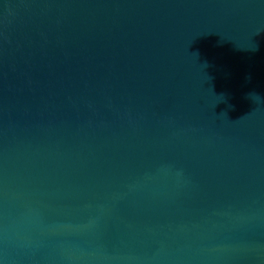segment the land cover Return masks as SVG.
Returning a JSON list of instances; mask_svg holds the SVG:
<instances>
[{
	"label": "water",
	"instance_id": "1",
	"mask_svg": "<svg viewBox=\"0 0 264 264\" xmlns=\"http://www.w3.org/2000/svg\"><path fill=\"white\" fill-rule=\"evenodd\" d=\"M0 264H264V0H0Z\"/></svg>",
	"mask_w": 264,
	"mask_h": 264
}]
</instances>
